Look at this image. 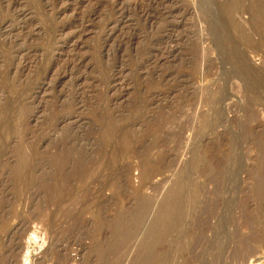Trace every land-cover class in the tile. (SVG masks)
I'll list each match as a JSON object with an SVG mask.
<instances>
[{
    "label": "rangeland",
    "instance_id": "obj_1",
    "mask_svg": "<svg viewBox=\"0 0 264 264\" xmlns=\"http://www.w3.org/2000/svg\"><path fill=\"white\" fill-rule=\"evenodd\" d=\"M263 173L264 0H0V264H264Z\"/></svg>",
    "mask_w": 264,
    "mask_h": 264
},
{
    "label": "bare ground",
    "instance_id": "obj_2",
    "mask_svg": "<svg viewBox=\"0 0 264 264\" xmlns=\"http://www.w3.org/2000/svg\"><path fill=\"white\" fill-rule=\"evenodd\" d=\"M222 167L225 168L224 166H222ZM221 169H222V168H221ZM222 170L225 171L224 169H222ZM235 170H236V169H235ZM220 173H221V170H220ZM224 173L227 174V172H224ZM224 173H223V175H225ZM234 173H235V172H234ZM261 174H262V173H261ZM263 174H264V173H263ZM223 175H221V176H223ZM259 175H260V174H259ZM259 175H258V177H259ZM221 176H220V177H221ZM226 176H227V175H226ZM234 176H236V175H234ZM222 178H223V180H224V177H222ZM259 178H260V177H259ZM259 178H258V179H259ZM262 178H263V177H262ZM262 178H261V179H262ZM225 179H227V178L225 177ZM261 179H259L258 181H260ZM178 181H179V180H178ZM181 181H182V180H181ZM181 181H179V182H180L181 186L184 187L183 185H184L185 183H182ZM222 182H223V181H222ZM257 183H258V182H257ZM259 183H261V181H260ZM259 183H258V184H259ZM262 183H264V182L262 181ZM174 184H175V183H174ZM178 184H179V183H176L177 187L180 188L181 186L179 187ZM182 184H183V185H182ZM222 184H224V182H223ZM185 185H186V184H185ZM220 185H221V184H220ZM259 185H260V184H259ZM261 185H262V184H261ZM263 185H264V184H263ZM182 187H181V188H182ZM218 187H219V186H218ZM220 187H221V186H220ZM174 188H176V187L174 186ZM178 188L175 189L177 193L181 190V188H180V190H178ZM169 189H170V188H169ZM170 190H174V189L172 188V189H170ZM177 190H178V191H177ZM182 191H183V190H182ZM169 192H170V193H168V194L171 195V194L174 193L175 191H174V192L169 191ZM176 192H175V194H176ZM175 194H172V195H175ZM170 195H169V196H170ZM229 195H230V194H229ZM179 196H180V195H179ZM172 197H173V196H172ZM177 198H178V197H177ZM179 198H180V197H179ZM168 199H170V198H168ZM181 199H182V198H181ZM185 199H187V197H185ZM173 200H174V199H173ZM173 200H172V201H173ZM188 200H189V198L187 199V201H188ZM176 201H177L179 204L181 203V200L178 201V200L176 199ZM184 201H185V200H184ZM184 201L182 200L183 203H184ZM185 202H186V201H185ZM189 202H190V200L188 201V204H189ZM191 202H192V201H191ZM191 202H190V206H191ZM171 203L173 204L174 201L171 202ZM178 203H177V204L174 203V205L177 206ZM217 203H218V202H217ZM181 204H182V203H181ZM218 204H219V203H218ZM182 205H183V204H182ZM186 205H187V204H186ZM192 205H193V204H192ZM190 206H189V207H190ZM215 206H216V205H215ZM177 207H180V208H181V205H180V206L178 205ZM182 207H183V209H184V205H183ZM175 209H176V208H175ZM178 210H180V209L178 208ZM181 210H182V209H181ZM181 210H180V211H181ZM188 210H189V208H188ZM173 211H174V210H173ZM183 211H184V210H183ZM171 212H172V211H171ZM174 212H175V211H174ZM180 213H182V212H180ZM183 213H184V212H183ZM185 213H187V211H185ZM185 213H184V214H185ZM171 214H172V213H171ZM173 214H174V213H173ZM173 214H172V215H173ZM176 214H179V211H178V213H177V210H176L175 215H176ZM184 214H181V215H184ZM172 215H171V216H172ZM173 216H174V215H173ZM173 216H172V218H173ZM169 217H170V216H169ZM183 217H185V216H183ZM172 218H171V219H172ZM174 218H175V216H174ZM174 218H173V219H174ZM171 219L169 218L168 221L171 220ZM173 219H172V220H173ZM179 219H180V218H179ZM172 220H171V221H172ZM209 220H210V219H209ZM176 221H178V215H177V220H176ZM176 221H175V222H176ZM170 223H171V224L173 223L172 225H174V221H173V222H170ZM177 223H178V222H177ZM177 223H175V224H177ZM157 225H158V224H157ZM164 225H166L165 227H167V224H164ZM164 225H163V227H164ZM168 225H169V224H168ZM159 226H160V225H159ZM170 226H171V225H170ZM158 228L161 229L160 231H162V228H160V227H158ZM154 229L156 230L157 228H153V230H154ZM159 229H158V230H159ZM164 229H165V228H164ZM168 229H169V226H168ZM151 230H152V229H151ZM158 230H156V231H157V232H156L157 235H159V234H158V232H159ZM165 230H166V229H165ZM165 230H164V231H165ZM164 231H163V232H164ZM168 231L170 232V230H168ZM171 231H172V230H171ZM152 232H153V231H152ZM169 232L166 233V234L169 235V234H170ZM148 233H149V231H148ZM171 233H172V232H171ZM150 234H151V233H150ZM154 234H155V233H154ZM160 234H162V233H160ZM127 235H128V234H127ZM127 235H126V237H127ZM146 235H147V234H146ZM148 235H149V234H148ZM148 235H147V236H148ZM152 235H153V234H152ZM171 235H172V234H171ZM130 236H131V235H130ZM147 236H144V238L146 237L145 240L148 239ZM155 236H156V235H155ZM155 236H154V237H155ZM159 236H160V235H159ZM161 236H162V235H161ZM161 236H160L161 239L159 238L158 240H162V237H161ZM163 236H165V235H163ZM36 237H37V235H36L35 233L31 232V233L28 235L26 241H27V242H31V241L34 240ZM131 237H132V236H131ZM152 237H153V236H152ZM129 238H130V237H128V238H126V239L124 238V240H127V239H129ZM142 238H143V237H142ZM144 238H143V240H144ZM157 238H158V237L156 236V239H157ZM150 240H151V239H150ZM127 241H128V240H127ZM127 241H125V242H127ZM152 241H153V239H152ZM155 241H156V240H155ZM155 241H154V243L152 242L154 245L157 244ZM125 242H123V243H125ZM146 242L148 243V242H149V239H148V241H146ZM157 242H158V241H157ZM159 242H160V241H159ZM140 243L143 245L144 241L142 242V240H141ZM140 243H139V244H140ZM149 243H151V242H149ZM149 243H148V244H149ZM161 243H162V241H161ZM161 243H160V245H161ZM184 243L186 244L185 241H184ZM184 243H183V244H184ZM188 243H189V242H188ZM141 244H140V245H141ZM145 244H146V243H144V245H145ZM148 244H147V245H148ZM183 244H182V245H183ZM185 244H184V246H185ZM189 244H191V243H189ZM19 245H20V242H19ZM142 245H141V247H140L139 249H138V248H137V249H138V250L142 249V247H143ZM147 245H145V247H146ZM149 245H151V244H149ZM154 245H152V246H154ZM187 245H188V244H187ZM126 246H127V245L125 244V247H126ZM152 246H151V248H152ZM162 246H163V245H162ZM164 246H165V245H164ZM166 246H167V245H166ZM166 246H165V247H166ZM195 246H196V245H195ZM127 247H128V246H127ZM138 247H139V245H138ZM145 247H144V249H145ZM149 247H150V246H149ZM160 247H161V246H160ZM185 247H186V246H185ZM187 247L190 249L189 246H187ZM154 248H156V247H154ZM180 248L182 249L181 246H180ZM144 249H143V250H144ZM149 249H150V248H149ZM159 249H160V248H159ZM164 249H165V248H163V251H164ZM169 249H170V248H169ZM186 249H187V248H186ZM194 249H195V248H194ZM156 250H157V249H151V250L149 251V250H148V247H147V252L145 253V257L143 258V259H144V262H143L144 264H146L147 262L151 261V259H152V260H155V259H153V258H155L154 256H155L156 253H157ZM13 251H14V250H13ZM136 251H137V250H136ZM165 251H168V249H166ZM178 251H180V250H178ZM189 251H190V250H189ZM192 251H193V250H192ZM137 252L139 253L140 251H137ZM142 252H143V251H142ZM142 252H141V253H142ZM168 252H169V251H168ZM168 252H167V253H168ZM187 252H188V249H187ZM12 253H13V252H11V250H10V248H9V249L6 251L5 255H4V259H5V260L8 259L9 256H12ZM141 253H140L139 255H140L141 257H143V254H141ZM165 253H166V252H165ZM165 253H164V255H165ZM189 253H190V252H189ZM28 254H29V250L27 249V250L25 251L24 255H23V258H22V264H28ZM162 254H163V253H162ZM178 254H179V252H178ZM180 254H181V252H180ZM158 255H159V254H158ZM170 255H171V254H170ZM212 255H213V254H212ZM212 255H211V256H212ZM136 256H137V258L139 257L138 255H136V252H135V257H136ZM162 256H163V255H162ZM162 256H161V257H162ZM191 256H193V255H190V257H191ZM197 256H198V255H197ZM199 256H200V255H199ZM158 257H159V256H158ZM161 257H159V258H161ZM170 257H171V256H170ZM187 257H189V256H187ZM190 257H189V258H190ZM193 257H195V255H194ZM205 257H206V256H205ZM137 258H135L136 260H134V261H137V260H138ZM163 258H164V256H163ZM166 258H167V257H166ZM166 258H164V260H165ZM171 258H173V257H171ZM196 258H197V257H196ZM199 258H200V257H198L197 259H199ZM207 258H208V257H207ZM207 258H205L204 261H205V262L207 261V262L210 263V261H212V260H209V261H208V260H206ZM212 258H213V257H212ZM140 259H142V258H140ZM161 259H162V258H161ZM168 259H170V258H168ZM168 259H167V260H168ZM174 259H175V257H174ZM174 259H173V260H174ZM186 259H187V258H185V260H186ZM194 259H195V258H194ZM194 259H193V260H194ZM132 260H133V259H132ZM156 260H157V259H156ZM177 260H178V259H177ZM187 260H188V259H187ZM187 260L184 261V262H187ZM193 260H192V261H193ZM213 260H214V258H213ZM139 261H140V260H139ZM168 261H169V260H168ZM171 261H172V259H171ZM171 261H170V263H171ZM174 261L176 262V260H174ZM188 261H189V263L191 262L190 260H188ZM201 261H202V259H201ZM204 261H203V263H205ZM132 262H133V261H132ZM152 262H153V261H152ZM158 262H159V261H158ZM161 262H163V261L161 260ZM172 262H173V261H172ZM175 262H173V264H174ZM215 262H216V261H213L212 263L214 264ZM136 263H138V262H135V264H136ZM139 263H142V262H139ZM139 263H138V264H139ZM168 263H169V262H168ZM201 263H202V262H201ZM209 263H208V264H209ZM133 264H134V263H133ZM147 264H148V263H147ZM149 264H150V263H149ZM153 264H155V262H154ZM159 264H160V263H159ZM163 264H164V262H163ZM165 264H166V261H165ZM186 264H187V263H186ZM190 264H191V263H190ZM205 264H206V263H205Z\"/></svg>",
    "mask_w": 264,
    "mask_h": 264
}]
</instances>
